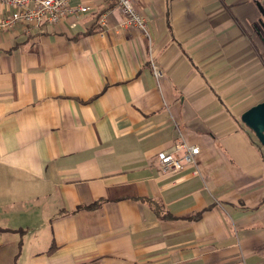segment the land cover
Wrapping results in <instances>:
<instances>
[{
	"label": "crops",
	"instance_id": "1",
	"mask_svg": "<svg viewBox=\"0 0 264 264\" xmlns=\"http://www.w3.org/2000/svg\"><path fill=\"white\" fill-rule=\"evenodd\" d=\"M71 4L0 32V264H264V0Z\"/></svg>",
	"mask_w": 264,
	"mask_h": 264
},
{
	"label": "built area",
	"instance_id": "2",
	"mask_svg": "<svg viewBox=\"0 0 264 264\" xmlns=\"http://www.w3.org/2000/svg\"><path fill=\"white\" fill-rule=\"evenodd\" d=\"M72 0H0L3 15L0 17V32H9L18 25L31 27H53L70 16L84 14L88 11L85 6L76 7ZM114 3L124 15L123 25L126 28L139 29L146 38L150 39L147 23L137 9L140 0H109ZM105 24L104 17L100 20ZM159 76V73L156 72ZM182 154L160 152L157 155L161 169L164 172H179L186 167H197L200 149L189 146L185 142L177 145Z\"/></svg>",
	"mask_w": 264,
	"mask_h": 264
},
{
	"label": "water",
	"instance_id": "3",
	"mask_svg": "<svg viewBox=\"0 0 264 264\" xmlns=\"http://www.w3.org/2000/svg\"><path fill=\"white\" fill-rule=\"evenodd\" d=\"M241 121L256 135L264 147V101L246 111Z\"/></svg>",
	"mask_w": 264,
	"mask_h": 264
},
{
	"label": "trees",
	"instance_id": "4",
	"mask_svg": "<svg viewBox=\"0 0 264 264\" xmlns=\"http://www.w3.org/2000/svg\"><path fill=\"white\" fill-rule=\"evenodd\" d=\"M95 31H90L89 33H94ZM99 204V203H98ZM97 203H95V204H93V205H91V206H89L88 208H93V207H96L97 205H98ZM79 210H82V209H79ZM22 232V231H21ZM22 246V244L20 243V247Z\"/></svg>",
	"mask_w": 264,
	"mask_h": 264
}]
</instances>
